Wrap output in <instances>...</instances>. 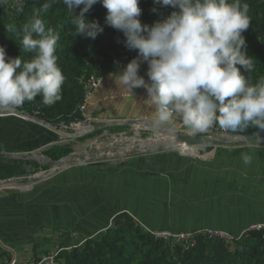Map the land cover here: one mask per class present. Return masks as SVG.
I'll return each instance as SVG.
<instances>
[{"label": "crops", "instance_id": "1", "mask_svg": "<svg viewBox=\"0 0 264 264\" xmlns=\"http://www.w3.org/2000/svg\"><path fill=\"white\" fill-rule=\"evenodd\" d=\"M122 70L101 78L89 97L86 116L98 121L155 120V106L146 89L129 92L116 74ZM170 123L188 132L178 119ZM198 151L191 156L145 152L100 166L75 163L29 188L0 192L2 263L14 258L16 264H32L55 252L43 243L53 237L81 246L122 212L155 231L217 229L239 235L249 225L264 222V142ZM242 153L252 157L250 164H244Z\"/></svg>", "mask_w": 264, "mask_h": 264}, {"label": "clouds", "instance_id": "2", "mask_svg": "<svg viewBox=\"0 0 264 264\" xmlns=\"http://www.w3.org/2000/svg\"><path fill=\"white\" fill-rule=\"evenodd\" d=\"M5 0H0L3 4ZM98 0H63L69 12L80 7L72 23L76 35L95 39L103 31L87 13ZM107 9L105 23L124 34V44L136 50L119 82L129 92L143 87L155 106L154 123L182 121L187 135L207 133L218 124L229 133L249 128L264 131V78L252 83L241 72L254 69L243 51L248 29V5L241 0H154L174 10L153 25L142 24L139 0H100ZM45 8L48 5H44ZM155 11V9H154ZM10 26L9 31H14ZM19 45L33 53L28 61L7 57L0 46V111H15L39 95L45 106L62 99L65 76L56 54L59 34L38 14L22 26ZM146 62L147 77L139 75ZM240 66V67H238ZM259 137V136H258ZM261 142V141H260ZM245 165L252 157L242 153Z\"/></svg>", "mask_w": 264, "mask_h": 264}, {"label": "trees", "instance_id": "3", "mask_svg": "<svg viewBox=\"0 0 264 264\" xmlns=\"http://www.w3.org/2000/svg\"><path fill=\"white\" fill-rule=\"evenodd\" d=\"M13 1L5 0L0 4V46L5 48L7 57L20 56L22 61L33 57V53L23 51L22 45H19L23 36L22 26L38 14L47 27L59 34L57 63L65 76L61 100L52 106H45L38 95L33 102H25L20 109L54 124L72 119L83 120L85 115L79 110V105L85 99L87 80L91 76L102 78L118 69L113 62L115 58L125 67L137 57V51L129 50L124 44V34L105 23L107 9L102 2L85 13L87 20H96L103 27V31L91 39L82 34L76 35L72 23L75 13H79L82 6L76 7L73 13L68 11L63 0H17L12 8ZM241 2L248 5L250 18L248 29L242 33L246 41L243 51L252 57L254 63L252 72L247 73L242 67L241 72L254 84L264 78V0ZM139 7L142 10L139 17L141 23L149 26L174 10L171 6L154 3V0H139ZM10 26H15V30L9 31ZM147 68V63L142 62L138 73L145 80H148ZM256 129L249 128L235 134H251ZM58 137L54 131L15 114L0 116L1 148L30 152L58 140ZM0 169L7 171L9 168L0 165ZM12 173L10 169L1 173L0 177ZM58 250L59 264H264V234L259 231L245 233L236 240L233 248L224 239H211L199 234L195 245L185 248L181 243L156 238L132 216L122 212L113 218L108 228L86 238L81 246L67 244Z\"/></svg>", "mask_w": 264, "mask_h": 264}, {"label": "rangeland", "instance_id": "4", "mask_svg": "<svg viewBox=\"0 0 264 264\" xmlns=\"http://www.w3.org/2000/svg\"><path fill=\"white\" fill-rule=\"evenodd\" d=\"M121 68H124V67H119L118 69H121ZM0 112H3V111H0ZM88 118L89 120H86V116H85L83 120L72 119L69 121H61L59 123L54 124L55 127L59 130V132L57 133L59 136L58 137L59 139L46 144L44 147L38 150H35L34 152L37 154H41L44 157L52 159V160H61L65 156L69 155L70 153L74 151L88 149L89 152L93 156L90 159H88L87 162H91V161L96 160L95 158L96 154L100 153L103 147H108L112 139L114 138H133V139L135 138L138 140L140 139L147 140V139H156L159 136L157 132H154L151 129H138L137 130L133 126L124 125V124H112V125L102 126L98 129L92 130L91 132L84 134L82 136H79V137L66 136L62 134V131L73 134L76 132L78 128L83 127L84 124H90V123L95 124L98 121L96 119H90V116H88ZM122 119H125V118H122ZM138 119H144V118L142 117ZM103 120H118V119H106V118L104 119L103 118ZM179 122H180L179 125H182L184 128H186L183 125L182 121L179 120ZM168 124L172 126V123H168ZM175 128L179 129L178 127H175ZM199 135H205V134H199ZM257 141L264 142L261 139H257L254 142H257ZM231 144L235 145L239 143H231ZM109 147H111L112 150L115 149V146H109ZM178 148L180 150H184L185 152H188L191 154H195V152L198 150V149L197 150L195 149L196 147H190V148L178 147ZM178 148L177 147L160 148V150L180 153L179 151H177ZM5 151H11V150L5 149L4 147L2 148L0 147V152H5ZM16 151L18 152L21 151V153H23L22 151L24 150H12L11 152H16ZM114 152H117V149L114 150ZM128 157L129 156L109 158L106 160H102V162L104 164H114V163L122 162L128 159ZM74 163H78V162L75 161ZM0 165L1 167L7 165L9 168L7 169V171L10 169L12 170L13 173L11 175H6V177H2V176L0 177V180L9 182V183H11L12 181L27 182L31 176L35 174H39V173H44V175H46L49 172V170L52 168L50 164L43 163L38 160L14 158V157L0 158ZM0 171H2L0 172V174L1 173L4 174L5 172H7V171H4L3 169L2 170L0 169ZM7 190H13V187H0V192L2 193ZM205 230L207 229H203L204 233H205ZM204 233H201V234H204ZM53 238H51V240H46L43 242L44 245L47 247V249L51 251H56L60 242H61L60 246L68 244V241L66 239H60L58 237L56 238L53 237ZM226 242L228 243L230 248H233L236 240H230Z\"/></svg>", "mask_w": 264, "mask_h": 264}, {"label": "water", "instance_id": "5", "mask_svg": "<svg viewBox=\"0 0 264 264\" xmlns=\"http://www.w3.org/2000/svg\"><path fill=\"white\" fill-rule=\"evenodd\" d=\"M9 113H13V114L20 116L26 120H30V121H33L35 123H38V124L48 128L49 130L54 131L55 133L59 132V130L55 127L54 123L39 119V118L31 115L30 113H28L25 110L17 109L15 111H9L8 113H6V111H5V112L0 113V116H6ZM112 124H124V125L133 126V127L135 124H139L142 129H145V128L151 129L152 131L157 132V133H163L164 132L166 135H169L171 133L175 136V138H177V140L178 139L179 140L185 139L187 144L197 146L199 151H200V149H202L203 152H207L208 146H222V145H227V144H231V143H244V142L248 143V142L255 141L257 139H261L264 141V131H261L260 129L254 130L253 133H251V134H238V137L233 138V139H217V138H212V137L203 136V135H197V136L193 137V136L187 135L186 132H183L182 130L177 129L168 123L157 125L154 123V120H151V119L149 120L146 118H144V119L125 118V119H118V120H104L98 124H97V122L95 124H92V125H94L92 130L98 129L102 126H107V125H112ZM87 133H89V132H86L83 134H78V133L71 134V133H69L68 136L79 137V136H82V135L87 134ZM63 135H65V134H63ZM147 140H149V139H147ZM153 144L154 145L148 146L147 148H142V149L137 150V151L131 153L130 155H126V156L130 157V156L140 155V154H143L145 152H158V151H160V148H166V147L159 145L157 143H153ZM171 147H176V146L172 145ZM201 147H203V148H201ZM167 148H170V147H167ZM34 151L35 150L30 151V152H23V153H21V152H0V156L24 158V159H34V160H38V161L45 159L48 164L58 163V168L50 174H53L56 171L65 169V168L75 164L73 160H71V161H66L64 159L52 160V159L44 157L43 155L37 154ZM177 151H179L180 153H182L184 155L191 156L190 154L183 153L179 148ZM79 163L90 164V165H94V166H100L103 162H102V160L96 159L95 161H91V162L83 161V162H79ZM44 177L45 176L37 175V174L31 176L28 179V181L30 182V186H33L34 183L43 180Z\"/></svg>", "mask_w": 264, "mask_h": 264}, {"label": "built area", "instance_id": "6", "mask_svg": "<svg viewBox=\"0 0 264 264\" xmlns=\"http://www.w3.org/2000/svg\"><path fill=\"white\" fill-rule=\"evenodd\" d=\"M97 3H101L100 0H98ZM17 4V0H14L12 3V8H14ZM113 62L118 65L119 67H124V63L121 61H118L116 58L113 60ZM101 81V78L91 76L86 84V93H85V99L84 101L79 105V110L86 116V108L88 104L89 97L92 93V91L99 85ZM86 120H89L88 116H86ZM205 135L203 136H208L212 138H217V139H233L238 137V134L235 133H229L226 130L220 128L218 124L214 125L212 128L208 130L207 133H204ZM150 231L156 238L159 239H165L168 241H171L173 243H181L185 248H190L195 245L196 243V237L197 235L204 233L203 230H198V231H190V232H172V231H155V230H148ZM250 231H259L264 234V222H258V223H253L249 225L243 232H241L239 235H231L228 232L222 231V230H216V229H207L205 230V235L208 238L211 239H216V238H221L224 239L225 241H230V240H237L240 239L245 233H248ZM59 250L46 254L37 260H35L32 264H59L57 260V255H58ZM0 264L2 263L1 256H0ZM7 264H16V260L13 258L10 260L9 263Z\"/></svg>", "mask_w": 264, "mask_h": 264}, {"label": "bare ground", "instance_id": "7", "mask_svg": "<svg viewBox=\"0 0 264 264\" xmlns=\"http://www.w3.org/2000/svg\"><path fill=\"white\" fill-rule=\"evenodd\" d=\"M5 112V111H3ZM9 111H6V113H8ZM2 113V112H0ZM9 114H13V113H9ZM150 120V119H149ZM152 120V119H151ZM101 121H97V124L100 123ZM94 125L90 124H84L83 127L78 128L76 130L75 133L78 134H83L86 132H90L93 129ZM135 129H142L141 126L139 124H135L134 125ZM147 129V128H145ZM63 134L67 135L69 133L63 132ZM159 136L156 139H149V140H138V139H133V138H114L112 139L111 143L109 146H115L116 150L117 148H119V153L118 152H114V150H112L111 148L108 147H103L100 151V153L96 154L95 158L97 160H106L109 158H115V157H124L126 155H130L131 153L140 150L142 148H147L148 146L154 145L153 143H157L159 145H162L164 147H171L172 145H175L176 147H183V148H190V147H197L194 145H190L187 144V142L185 141V139H181V140H177V138H175V136L173 134H169L166 135L164 132L163 133H158ZM105 145V144H104ZM91 146V145H89ZM117 146V147H116ZM123 146V147H122ZM187 154H189L188 152H186ZM200 153V151H198V154ZM41 155V154H40ZM197 155V154H196ZM93 155L89 152L88 149H82L79 151H74L72 153H70L69 155L65 156L63 159L66 161H71L73 160L74 162H83V161H88V159H90ZM41 162L43 163H47L45 159L41 160ZM51 165V169L49 170V172L44 175V173H39L37 175H43V176H48L50 175V173H52L54 170H56L58 168V163L55 164H50ZM0 187H22V189L24 187H30V182L28 183L25 181H12L11 183L9 182H5L0 180ZM20 189V188H19Z\"/></svg>", "mask_w": 264, "mask_h": 264}]
</instances>
